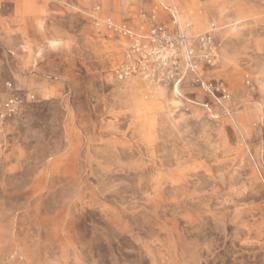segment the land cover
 Returning a JSON list of instances; mask_svg holds the SVG:
<instances>
[{
    "label": "rangeland",
    "instance_id": "rangeland-1",
    "mask_svg": "<svg viewBox=\"0 0 264 264\" xmlns=\"http://www.w3.org/2000/svg\"><path fill=\"white\" fill-rule=\"evenodd\" d=\"M0 264H264V0H0Z\"/></svg>",
    "mask_w": 264,
    "mask_h": 264
},
{
    "label": "built area",
    "instance_id": "built-area-1",
    "mask_svg": "<svg viewBox=\"0 0 264 264\" xmlns=\"http://www.w3.org/2000/svg\"><path fill=\"white\" fill-rule=\"evenodd\" d=\"M14 104V100H10L9 101V104L8 105H5V108L4 109H1L0 108V121L2 120V119H4V112L5 111H9V112H13V110H12V105ZM5 110V111H4Z\"/></svg>",
    "mask_w": 264,
    "mask_h": 264
}]
</instances>
